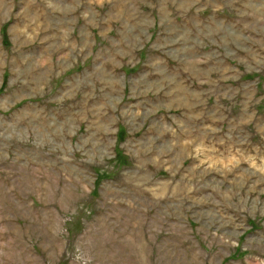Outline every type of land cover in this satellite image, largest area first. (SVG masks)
Here are the masks:
<instances>
[{
    "label": "rangeland",
    "instance_id": "374dc122",
    "mask_svg": "<svg viewBox=\"0 0 264 264\" xmlns=\"http://www.w3.org/2000/svg\"><path fill=\"white\" fill-rule=\"evenodd\" d=\"M0 264H264V0H0Z\"/></svg>",
    "mask_w": 264,
    "mask_h": 264
},
{
    "label": "trees",
    "instance_id": "16d2710c",
    "mask_svg": "<svg viewBox=\"0 0 264 264\" xmlns=\"http://www.w3.org/2000/svg\"><path fill=\"white\" fill-rule=\"evenodd\" d=\"M3 38H4V41L6 42L7 41V35L3 32Z\"/></svg>",
    "mask_w": 264,
    "mask_h": 264
}]
</instances>
